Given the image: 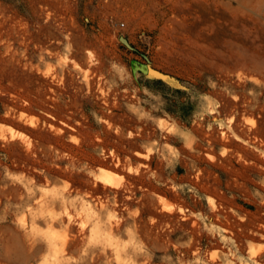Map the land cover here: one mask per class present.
<instances>
[{"label":"rangeland","instance_id":"obj_1","mask_svg":"<svg viewBox=\"0 0 264 264\" xmlns=\"http://www.w3.org/2000/svg\"><path fill=\"white\" fill-rule=\"evenodd\" d=\"M0 264H264V0H0Z\"/></svg>","mask_w":264,"mask_h":264},{"label":"bare ground","instance_id":"obj_2","mask_svg":"<svg viewBox=\"0 0 264 264\" xmlns=\"http://www.w3.org/2000/svg\"><path fill=\"white\" fill-rule=\"evenodd\" d=\"M156 74H159V75L165 77V75H163V74H161V73H158V72H157ZM110 172H111V171H109V170L102 169V170H101V173H102L101 175H102L103 177H106V179L108 180V179H109L108 176H109Z\"/></svg>","mask_w":264,"mask_h":264},{"label":"water","instance_id":"obj_3","mask_svg":"<svg viewBox=\"0 0 264 264\" xmlns=\"http://www.w3.org/2000/svg\"><path fill=\"white\" fill-rule=\"evenodd\" d=\"M120 39H121L125 44H127L128 46H130V44H129V42H128V40H127L126 37L121 36Z\"/></svg>","mask_w":264,"mask_h":264}]
</instances>
